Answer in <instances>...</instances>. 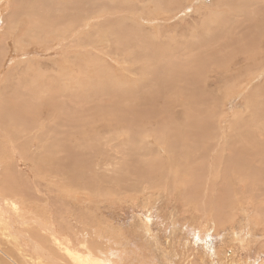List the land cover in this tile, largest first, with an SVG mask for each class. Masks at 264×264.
I'll return each instance as SVG.
<instances>
[{
  "label": "rangeland",
  "instance_id": "rangeland-1",
  "mask_svg": "<svg viewBox=\"0 0 264 264\" xmlns=\"http://www.w3.org/2000/svg\"><path fill=\"white\" fill-rule=\"evenodd\" d=\"M243 1L0 0V107L3 114L20 107L36 115L32 138L24 133L13 141L47 160L46 171L33 172L0 133V188L10 181L3 176L19 173L14 187L24 195L38 190L33 203L19 202L21 220L25 209L73 250L89 242L114 264H264V193L257 202L250 194L240 202L229 196L228 187L251 190L237 180L231 185L227 169L215 184L202 180L217 157L227 167L248 159L251 178L264 172L243 152L264 151V6L242 18ZM181 126L179 140L173 133ZM189 144L207 155L191 150L184 157ZM204 194L217 201L209 211L199 201ZM7 216L3 211L6 223ZM6 235L0 240L14 245Z\"/></svg>",
  "mask_w": 264,
  "mask_h": 264
},
{
  "label": "bare ground",
  "instance_id": "bare-ground-1",
  "mask_svg": "<svg viewBox=\"0 0 264 264\" xmlns=\"http://www.w3.org/2000/svg\"><path fill=\"white\" fill-rule=\"evenodd\" d=\"M3 1V0H2ZM127 1V0H126ZM129 1V0H128ZM184 1V0H183ZM247 2H248V0H244L243 2H242V5L240 6L241 8H240V10L238 11L239 12V14L237 15V16H239V17H241L242 15H243V17L242 18H245V12H246V10L247 9H251V11L252 10H254V8L255 9H262L263 8V6H264V0H251V5L250 4H247ZM135 3H137V2H135ZM141 3V2H140ZM5 4V3H4ZM109 4H111V3H109ZM132 5H133V3H131ZM144 4V3H143ZM10 5V4H9ZM127 5V4H126ZM245 5H247V7L245 8ZM128 6V5H127ZM163 6V5H162ZM254 6V7H253ZM20 7V9H21V6H19ZM27 7V6H26ZM50 8H51V6H49ZM161 7V6H160ZM175 7V6H174ZM53 8V7H52ZM131 8V7H130ZM27 9V8H26ZM124 9V8H123ZM177 8H175V10H176ZM125 10V9H124ZM142 10V9H141ZM187 10V9H186ZM1 11V10H0ZM19 11V10H18ZM33 11V10H32ZM71 11V10H70ZM140 11V10H139ZM250 11V10H249ZM10 12V11H9ZM24 12H25V10H24ZM23 12V13H24ZM38 12V11H37ZM36 12V13H37ZM27 13V12H26ZM137 13V12H136ZM138 14H140V13H138ZM144 14V13H143ZM19 15V14H18ZM43 15V14H42ZM133 15V14H132ZM135 15V14H134ZM42 17V16H41ZM141 17V16H140ZM48 18V17H47ZM149 18V17H148ZM248 18V17H247ZM8 19V18H7ZM62 19V18H61ZM39 20V19H38ZM77 20V19H76ZM118 20V19H117ZM128 20V19H127ZM9 21V20H8ZM37 21V20H36ZM40 21V20H39ZM61 21V20H60ZM262 21L263 20H261V21H259V22H256V23H253V24H255L256 26H262ZM11 22V21H10ZM34 22V21H33ZM120 22V21H119ZM253 22V21H252ZM115 23V22H114ZM127 23V22H126ZM35 24V23H34ZM129 24V23H128ZM137 24V23H136ZM13 25V24H12ZM64 25V24H63ZM118 25V24H117ZM135 25V24H134ZM17 27V26H16ZM30 27V26H29ZM90 28V27H89ZM122 28V27H121ZM129 28V27H128ZM131 28V27H130ZM118 29H119V27H118ZM132 29L133 28H131L130 30L132 31ZM139 29V28H138ZM140 29H141V27H140ZM14 30V29H13ZM49 30V29H48ZM20 31V30H19ZM87 31V30H86ZM122 31V30H121ZM129 31V30H128ZM15 32V31H14ZM75 32V31H74ZM118 32V31H117ZM74 34V33H73ZM117 34V33H116ZM262 35L261 36H264L263 35V33H261ZM7 35V34H6ZM19 35V34H18ZM17 35V36H18ZM133 35V34H132ZM102 36V35H101ZM115 36V35H114ZM7 37V36H6ZM103 38V37H102ZM108 38V37H107ZM118 38V37H117ZM135 38V37H134ZM8 39H10V38H8ZM12 39V38H11ZM55 39V38H54ZM127 39V38H126ZM261 39H263V38H261ZM15 40V39H14ZM17 40V39H16ZM68 40V39H67ZM128 40H129V38H128ZM130 40H133V39H130ZM102 41V40H101ZM105 41V40H104ZM107 41V40H106ZM108 41H109V39H108ZM144 41V40H143ZM16 42V41H15ZM60 42V41H59ZM120 42V41H119ZM135 42V41H134ZM197 42H199V41H197ZM22 43H23V41H22ZM192 43V42H191ZM261 43V42H260ZM104 44V43H103ZM124 44V43H123ZM251 44V43H250ZM67 45V44H66ZM124 46H125V44H124ZM127 46H128V44H127ZM136 46V45H135ZM137 48H138V46H136ZM163 47V46H162ZM87 48V47H86ZM126 48V47H125ZM246 48V47H245ZM252 48V47H251ZM73 49V48H72ZM91 49H93V48H91ZM94 50H96V49H94ZM102 50V49H101ZM140 50H142V49H140ZM159 50V49H158ZM80 51V50H79ZM87 51V50H86ZM121 51V50H120ZM137 51V50H136ZM143 51H145L146 52V50H143ZM161 51V50H160ZM82 52V51H81ZM133 52H134V50H133ZM162 52V51H161ZM77 53H79V52H77ZM139 53V52H138ZM144 53V52H143ZM147 53V52H146ZM149 53H150V50H149ZM108 54V53H107ZM135 55H136V53H134ZM151 54V53H150ZM149 54V55H150ZM148 55V56H149ZM151 55H153V54H151ZM168 55V54H167ZM183 55V54H182ZM134 56V55H133ZM157 56V55H156ZM161 56V55H160ZM163 56V55H162ZM176 56V55H175ZM153 56H149V59L148 60H150L151 58H152ZM155 57V56H154ZM153 57V59L155 60L156 58H154ZM114 58V57H113ZM141 58H142V56H141ZM145 58V57H144ZM168 57H166V58H164V59H167ZM196 58V57H195ZM161 59V58H160ZM163 59V60H164ZM169 60V58L167 59V62H169L168 61ZM175 60H176V57H175ZM146 62V61H145ZM150 62V61H149ZM155 62V61H154ZM164 62H166V61H164ZM163 62V63H164ZM166 62V63H167ZM151 63V62H150ZM161 63H162V60H161ZM161 65H164V64H161ZM147 66V65H146ZM145 66V67H146ZM148 66H150V65H148ZM147 66V67H148ZM153 67V66H152ZM152 67H151V69H152ZM163 67H165V65L163 66ZM149 68V67H148ZM175 68V67H174ZM157 69H158V66H157ZM165 69H166V67H165ZM164 69V70H165ZM172 69H173V67H172ZM153 70V69H152ZM167 70V69H166ZM169 70V69H168ZM229 70V69H228ZM196 72H197V70H196ZM215 72V71H214ZM207 73V72H206ZM153 74V73H152ZM257 75V74H256ZM153 78H157V77H153ZM182 78V77H181ZM197 78V77H196ZM152 79V78H151ZM158 80V79H157ZM151 83V82H150ZM154 83H155V81H154ZM170 84V83H169ZM151 86V85H150ZM151 88V87H150ZM155 88H156V86H155ZM154 88V89H155ZM170 88V87H169ZM44 89V88H43ZM27 90V89H26ZM152 90V89H151ZM156 90V89H155ZM155 90H152V91H155ZM27 93V92H26ZM31 94V93H30ZM6 95V94H5ZM34 97V95H29V98H33ZM178 96V95H177ZM18 98L20 97L19 95L17 96ZM28 98V99H29ZM197 99H198V97H197ZM4 100H6L5 98H4ZM3 100V101H4ZM2 101V100H1ZM3 101H2V103H3ZM29 101H32V100H28V102ZM33 101H35V99L33 100ZM144 101V100H143ZM8 102H10V101H8ZM7 102V103H8ZM16 102V101H15ZM26 102V101H25ZM24 102V103H25ZM36 103V102H35ZM1 104V103H0ZM9 104V103H8ZM30 104H32V102H30ZM55 104V103H54ZM6 105V104H5ZM19 105V104H18ZM18 105H14V106H12L13 108H15L16 106H18ZM78 105V104H77ZM4 107H6V106H4ZM4 107H3V105L0 107V122L2 121V120H4L5 121V123L3 124V125H1L0 124V129H1V132L0 133H2V136H3V138L4 139H7L8 140V142H11V147H10V150L11 151H13V153L14 154H16V155H19V158L20 159H23V160H25V161H28V162H30L31 164H32V171L34 172V170H43V171H46V168H47V160H45L44 162L43 161H39V160H37L35 157H33L32 155H31V152L30 151H25V145H24V147H22V144H21V140L18 142V143H15L13 140L16 138L17 139V137H20V136H22V134H27L28 136H29V138H32V136H33V134H32V132H33V128H35L34 126V121L36 120L35 118H36V115H34L33 114V112L32 111H27V110H24L22 113H20L21 112V108L20 107H18V108H16V109H14V111H16V112H14L16 115H11L10 113H5V114H3L4 112L2 111V110H5L4 109ZM33 109V108H32ZM35 109V108H34ZM13 110V109H12ZM191 110V109H190ZM2 111V112H1ZM8 111V110H7ZM12 112V111H11ZM35 112H37L36 110H35ZM208 113V112H207ZM147 122V121H146ZM56 123V122H55ZM45 124V123H44ZM57 124V123H56ZM167 125V124H166ZM202 125H203V123H202ZM8 126H11L10 127V129L9 130H7V127ZM42 126V125H41ZM53 126V125H52ZM55 126V125H54ZM3 127H4V129H3ZM43 127V126H42ZM44 128V127H43ZM55 129V128H54ZM167 129V128H166ZM181 129H182V126L181 127H178V128H175L174 129V133L173 134H175L176 136H178V139L179 140H181V138H179V133L181 132ZM204 129V128H203ZM202 129V127H201V130H203ZM5 130V131H4ZM45 130V129H44ZM43 132V131H42ZM40 133V132H39ZM56 133V132H55ZM141 133V132H140ZM45 135H48V134H46L45 133ZM45 135H43V136H45ZM50 135V134H49ZM48 135V136H49ZM142 136V135H141ZM52 137V136H51ZM49 138V139H52V138ZM15 139V140H16ZM48 139V140H49ZM55 139V138H54ZM195 139V138H194ZM18 140V139H17ZM186 140V139H185ZM184 140V141H185ZM190 140V139H189ZM31 141H32V139H31ZM51 141V140H50ZM50 141L48 142L47 141V143H49L50 144ZM191 141H193V142H195L196 143V141H194L193 139L191 140ZM4 142V141H3ZM53 142V141H52ZM57 142V141H56ZM34 143V142H33ZM38 143H40V141L38 140ZM191 143V142H190ZM194 143V144H195ZM252 143V142H251ZM15 144H19V148H18V146L16 147V146H14ZM45 144V143H44ZM172 144V143H171ZM181 144V143H180ZM179 144V145H180ZM253 144H254V142H253ZM33 145V144H32ZM173 145H175L174 143H173ZM189 145H191V148H190V146L188 147V149L187 150H183L184 148H182V150L186 153V155L184 156V157H189L190 156V153H191V150L193 151H196V152H198L199 150L200 151H202V150H204V155H207V150H205V148L203 147V146H199L198 148L196 147V146H194V147H192V144H189ZM27 146V145H26ZM261 146V145H260ZM259 146V147H260ZM2 147L4 148L5 146H3L2 145ZM47 147H49V146H47L46 145V148ZM257 147V146H256ZM171 148V147H170ZM169 148V149H170ZM174 148V147H173ZM173 148H171L173 151H174V149ZM203 148V149H202ZM7 149V148H6ZM168 148H167V150H169ZM181 150V151H182ZM19 151V152H18ZM46 151L48 152V149H46ZM218 151V148H216V152ZM246 151H248L249 152V154L251 155V157L249 158V160H252V162L253 163H257L260 167L261 166H264V160L262 159L263 157H264V151H262L261 150V147H260V149H257V152H259V151H262L260 154L258 153V155L259 156H257V155H255V154H253V152H254V150H249V149H245V150H243V152H246ZM18 152V153H17ZM30 152V153H29ZM172 151L170 150V153H171ZM12 153V154H13ZM28 153H29V156H28V158H27V155H28ZM206 153V154H205ZM47 154V153H46ZM192 154V153H191ZM172 155V153L169 155V156H171ZM194 155H197V154H194ZM193 155V156H194ZM198 156V155H197ZM11 157H12V155H11ZM18 157V156H17ZM45 157V156H44ZM192 157V156H191ZM225 158V157H224ZM224 158H220V157H217L215 160H214V162L213 161H209V172H206V174L204 175V176H202V180H204L203 181V183L206 185L207 183L208 184H211V183H209L210 181H212V183L214 182V181H216V180H218V177H219V175L221 174V177L223 178V176L222 175H224L225 173H224V171L227 169V174L229 175L228 176V182L229 181H231V182H229L231 185L233 184V185H235L234 184V181L235 180H237L239 183H240V185L243 187V188H245V189H250L251 191H245V192H242V193H237V191H234L235 190V188H234V190L232 189V190H230V187H228L229 189H228V191H230V194H229V196H234V199H237L238 197H244V196H246V195H248V194H250V196H252V200H254L255 202H257V198H258V192H263L264 193V172H263V176H261V175H259V173H255L257 176L255 177V178H251V174L249 173V172H251L250 170H248L247 169V167L244 165V163L248 160V159H246V161H245V159H242V161H241V165H237V166H233L232 164H230L229 166L230 167H227V165H225V162L223 161L224 160ZM263 160V162H260V161H257V160ZM14 160V159H13ZM21 161V160H20ZM5 162V161H4ZM29 163V164H30ZM13 165H15V161L13 162ZM31 166V165H30ZM216 167H218V170H217V168ZM225 168V169H224ZM223 169V170H222ZM42 171V172H43ZM198 170L196 169V170H194V171H192L191 169H189V172L191 173V174H194L193 172H197ZM208 171V170H207ZM223 171V172H222ZM262 172V171H261ZM223 173V174H222ZM16 174H17V171H16ZM226 174V175H227ZM19 177V178H18ZM4 180H10L11 181V186L12 187H9V183H10V181L9 182H5L4 183V188H2V191H0V235H1V237L2 236H5L6 234V236L7 237H10V234L12 235V236H14L15 237V244L14 245H10V243H9V241H6V242H4V241H2V240H0V264H114L113 262H111V261H109L106 257H104V256H100V255H102V254H100L99 252V254L100 255H98L96 252H94V250H92V247L90 248V246H88L90 243L89 242H87L86 244H84V241L82 242V243H80V241L78 242V243H80L81 245H84V246H81V248L83 249L82 251H76V250H73L72 248H70V246H68L69 245V243H65L64 242V240L63 239H59L58 237H57V235H55V234H53V233H51L49 230H52V228H51V226H45L47 223H45V222H43V221H40V220H37V218L36 217H33V216H29V212H27L25 209H23V214L26 216V221H24V220H21V216H19V214H21L20 212H21V208L19 207V202H21V204H23V200L24 199H26L28 202H29V200H30V198H31V196H34L35 198L36 197H39L37 194H35L36 192H38V190H34L33 192L34 193H30V194H27V195H24V192H22V191H20V189L19 188H16V187H14V182L16 183V181L18 182V181H21L20 180V178H21V174H17L16 175V178H14V177H12V178H8L7 176H3L2 177ZM220 178V177H219ZM225 179H227V176H226V178ZM230 179V180H229ZM220 180H221V178H220ZM219 180V181H220ZM194 183H199V181H193ZM202 182V181H201ZM221 182V181H220ZM227 182V183H228ZM7 183V184H6ZM13 183V184H12ZM20 183V182H19ZM218 183V182H217ZM223 184H224V182H222ZM228 183V184H229ZM17 184V183H16ZM200 184V183H199ZM213 184H215V183H213ZM229 184V185H230ZM19 185H21V184H19ZM24 185V184H23ZM28 185H30V184H28ZM34 185V184H33ZM221 185V184H220ZM225 185V184H224ZM25 186V185H24ZM209 186H211V185H209ZM217 186V185H216ZM219 186V185H218ZM217 186V187H218ZM222 186V185H221ZM227 185H225V187H226ZM27 187H29V186H27ZM30 187H31V185H30ZM206 187V186H205ZM224 187V186H223ZM223 187L221 188L222 190H223ZM231 187H233V186H231ZM0 188V189H1ZM10 188H13V189H15L16 191L18 190V191H20L19 193H14V192H12L11 190H10ZM35 188V187H34ZM36 188H37V186H36ZM216 188V187H215ZM24 189V188H23ZM210 189V188H209ZM220 189V190H221ZM26 190V189H25ZM215 190V189H214ZM217 191H218V189H216ZM221 190V191H222ZM226 190V189H225ZM263 190V191H262ZM15 191V192H16ZM212 191V190H211ZM227 191V192H228ZM207 192H208V194H209V192L210 191H208L207 190ZM220 192V191H219ZM26 193V192H25ZM205 193V192H204ZM33 194V195H32ZM47 194V193H46ZM156 194V193H155ZM162 194H163V192H162ZM211 194V193H210ZM212 194H215V192L213 193V191H212ZM140 195V194H139ZM151 195V194H150ZM178 195V194H177ZM41 196H43V194L41 195ZM143 196V195H142ZM249 196V195H248ZM215 196H213V198H214ZM223 197V196H222ZM224 197H225V195H224ZM235 197H237V198H235ZM247 197V196H246ZM42 198V197H41ZM151 198H152V196H151ZM188 198V197H187ZM186 198V200H188ZM226 198V197H225ZM229 198V197H228ZM154 199V198H153ZM217 199H220V198H218V196H217ZM230 199H233V197H231ZM233 199V200H234ZM239 199V198H238ZM241 199V198H240ZM239 199V202L241 201ZM259 199V198H258ZM44 200V199H43ZM160 200V202H161V199H159ZM228 199L226 198V200H224V201H227ZM246 200V199H245ZM247 200H248V198H247ZM260 200V199H259ZM30 201H32V203H33V201H34V199H31ZM157 201V200H156ZM184 201V200H183ZM199 201L201 202V204L204 206V207H208V211H209V209L211 208V207H213L216 203H217V201L215 202V200H210L208 197H207V194H204L201 198H199ZM238 201V200H237ZM249 201L251 202V200L249 199ZM262 202L264 201V200H261ZM47 202V201H46ZM142 202V201H141ZM159 202V201H158ZM157 202V203H158ZM187 202V201H186ZM261 202V203H262ZM144 203V202H143ZM149 203V202H148ZM153 203V202H152ZM189 203V202H188ZM187 203V204H188ZM225 203V202H224ZM238 202H236V204H237ZM264 203V202H263ZM20 204V205H21ZM25 204H26V202H25ZM29 204H30V202H29ZM39 204V203H38ZM55 204H57V203H55ZM151 204V203H150ZM159 204V203H158ZM193 204V203H192ZM219 204V203H218ZM226 204V203H225ZM235 204V205H236ZM144 205H146L145 203H144ZM229 205V204H228ZM240 205V204H239ZM244 205V204H243ZM143 206V205H142ZM192 206H194V205H192ZM231 206V205H230ZM246 206V205H245ZM259 206H260V203H259ZM27 209H30L28 206H25ZM56 208H58L57 206H55ZM188 207V206H187ZM203 207V208H204ZM216 207H217V205H216ZM216 207H214V208H216ZM225 207H229V206H225ZM235 207V206H234ZM244 207V206H243ZM55 208V209H56ZM233 208V207H232ZM245 208V207H244ZM260 208V207H259ZM52 209V208H51ZM50 209V210H51ZM148 209H150V208H148ZM152 209V208H151ZM192 209V208H191ZM212 209V208H211ZM235 209V208H234ZM247 209V208H246ZM147 210V209H146ZM157 210V209H156ZM205 210V209H204ZM213 210H215L216 211V209H213ZM218 210H221V207L220 206H218ZM225 209H223V211H224ZM245 210V209H244ZM259 209H257V211H258ZM261 211H260V216H264V207L262 208V209H260ZM3 211L5 212V213H8V216H7V223L2 219V213H3ZM53 211V210H52ZM55 211V210H54ZM58 211H62V210H58ZM193 211H194V213L196 212L194 209H193ZM199 211V210H198ZM31 212H32V209H31ZM146 212V211H145ZM192 212V211H191ZM231 212V211H230ZM241 212V211H240ZM199 212H197V214H198ZM205 213V212H204ZM211 213V212H210ZM215 213V212H214ZM243 213V212H242ZM254 213V212H253ZM259 213V212H258ZM57 214H58V212H57ZM60 214V213H59ZM62 214V213H61ZM245 214V213H244ZM243 214V215H244ZM248 214V213H247ZM226 215V214H225ZM233 215V214H232ZM258 215V214H257ZM4 216V215H3ZM147 216V215H146ZM194 216V215H193ZM197 216V215H196ZM199 216V215H198ZM202 216H203V214H202ZM207 216H208V214H207ZM223 216V215H222ZM230 217H231V215H229ZM46 217V216H45ZM48 217V216H47ZM211 217V216H210ZM221 217V216H220ZM243 217V216H242ZM247 217V216H246ZM258 217H259V215H258ZM25 218V217H24ZM24 218H22V219H24ZM49 218V217H48ZM62 218V217H61ZM66 218V217H65ZM141 218V217H140ZM217 218V217H216ZM222 218L223 217H221L220 218V220H222ZM236 218V217H235ZM234 218V219H235ZM243 218H245V217H243ZM253 218V217H252ZM146 219V218H145ZM230 219V218H229ZM148 220V219H147ZM177 220V219H176ZM197 220V219H196ZM204 220V219H203ZM205 220H206V218H205ZM204 220V221H205ZM209 220V219H208ZM220 220H219V223H220ZM88 221V220H87ZM91 221V220H90ZM144 221H146V220H144ZM178 221V220H177ZM224 221V220H223ZM258 221V220H257ZM256 221V222H257ZM262 221V220H261ZM64 222H67V221H64ZM149 222V221H148ZM198 222H199V220H198ZM209 222V221H208ZM207 222V223H208ZM252 222H254V221H252ZM263 222V221H262ZM61 223V222H60ZM223 223V222H222ZM30 224H32L31 226H30ZM142 224V223H141ZM175 224V223H174ZM174 224H172V228L174 227ZM197 224H199V223H197ZM211 224V223H210ZM236 224V223H235ZM234 224V225H235ZM261 224V223H260ZM54 225V224H53ZM64 225V224H63ZM146 225V224H145ZM176 225V224H175ZM203 225H205V224H202V227H203ZM228 225V224H227ZM236 225H238V224H236ZM258 225H259V223H258ZM263 225V224H262ZM111 226V225H110ZM224 226V225H223ZM98 227H100V225L98 226ZM170 227V226H169ZM204 227H206V226H204ZM212 227V226H211ZM220 227V226H219ZM225 227V226H224ZM171 228V229H172ZM226 228V227H225ZM241 227H239V229H240ZM92 229H94V228H92ZM99 229H101V228H99ZM149 229V228H148ZM175 229V228H174ZM202 229V228H201ZM206 229V228H205ZM221 228H219V230H220ZM230 229V228H229ZM245 229H247V228H245ZM252 229V228H251ZM103 229H101L100 230V232L102 231ZM225 229H223V231H224ZM249 230V229H248ZM98 231V230H97ZM96 231V232H97ZM149 231V230H148ZM178 231H179V227H178ZM203 231V230H202ZM201 231V232H202ZM206 231V230H205ZM229 231V230H228ZM250 231V230H249ZM249 231H247V232H249ZM41 232H45V234H46V232H49V237L48 238H46V236L45 235H41ZM92 232V231H91ZM99 232V231H98ZM234 232V231H233ZM255 232V231H254ZM10 233V234H9ZM94 233V232H93ZM101 233H103V231L101 232ZM203 233V232H202ZM223 233V232H222ZM227 233V232H226ZM97 234V233H96ZM99 234V233H98ZM100 235V234H99ZM103 235V234H102ZM102 235L101 236H99V238L100 237H102ZM227 235V234H226ZM256 235H258V234H256ZM262 235H263V237H264V231L262 232ZM193 236V235H192ZM229 236V235H228ZM231 236V235H230ZM229 236V237H230ZM242 236L243 235H241V238H242ZM260 236V235H259ZM96 237H98V236H96ZM245 237H246V235H245ZM252 237V236H251ZM65 238H67V237H65ZM93 238V237H92ZM102 238H104V237H102ZM233 238V237H232ZM256 238V237H255ZM85 239V238H84ZM83 239V240H84ZM101 239V238H100ZM68 240V239H67ZM82 240V239H81ZM85 240H87V239H85ZM95 240V239H94ZM93 240V241H94ZM104 240H105V238H104ZM106 240H107V238H106ZM235 240V239H234ZM244 240V239H243ZM88 241V240H87ZM97 241V240H96ZM154 241V240H153ZM187 241V240H186ZM185 240H184V242H186ZM190 241H191V239H190ZM189 241V242H190ZM194 241V240H193ZM226 241V240H225ZM257 241V240H256ZM12 242V241H11ZM68 242H70V241H68ZM73 242V241H72ZM76 242V241H75ZM95 242V241H94ZM109 242V241H108ZM192 242V241H191ZM190 242V243H191ZM13 243V242H12ZM156 243V242H155ZM196 243V242H195ZM249 243H250V240H249ZM122 244V243H121ZM193 244V243H192ZM251 244V243H250ZM255 244V243H254ZM22 245H27L29 248H30V246H31V248L32 249H30L31 251H26L24 248H23V246ZM107 245H109L110 246V244L108 243ZM51 246H53V247H51ZM73 246V245H72ZM74 246H76V244L74 245ZM94 246H96V245H94ZM98 246V245H97ZM96 246V247H97ZM114 246V245H113ZM95 247V248H96ZM100 247V246H99ZM241 247H243V246H241ZM257 247V246H256ZM260 247V246H259ZM189 248V247H188ZM188 248H186V249H188ZM246 248V247H245ZM250 248V247H249ZM98 249V248H97ZM122 249V248H121ZM252 249V248H251ZM125 250V249H124ZM261 250V249H260ZM96 251V250H95ZM191 251H192V249H191ZM126 252V251H125ZM105 254V253H104ZM163 254V253H162ZM183 254V253H182ZM181 254V255H182ZM175 255H176V253H175ZM180 255V256H181ZM192 255V254H191ZM261 255V254H260ZM148 256V255H147ZM177 256H179V254H177ZM194 256V255H193ZM264 256V255H263ZM141 257V256H140ZM155 257V256H154ZM154 257H150V258H148V259H151V258H153L154 259ZM169 257V256H168ZM168 257H166V258H168ZM176 257V256H175ZM182 257H184V256H182ZM143 258V257H142ZM165 258V259H166ZM174 258V257H173ZM191 258V257H190ZM118 259V258H117ZM140 260H141V258H139ZM147 259V260H148ZM157 259V258H156ZM170 259H172V258H170ZM183 259V258H182ZM143 260H145V258L143 259ZM159 259H157V261H158ZM189 259H187V261H188ZM205 260V259H204ZM44 261H45V263H44ZM125 261V260H124ZM146 261V260H145ZM151 261V260H150ZM149 261V262H150ZM167 261V260H166ZM169 261V260H168ZM129 262H131V261H129ZM146 262H148V261H146ZM148 262V263H149ZM153 262H154V260H153ZM186 262V261H185ZM190 262V261H189ZM140 263V262H139ZM142 264L144 263V261L143 262H141ZM152 263V262H151ZM166 263V262H165ZM164 263V264H165ZM188 263V262H187ZM130 264V263H129ZM132 264V263H131ZM144 264H147V263H144ZM152 264H154V263H152ZM173 264H175V262L173 263ZM182 264V263H181ZM220 264V263H219ZM232 264V263H231Z\"/></svg>",
  "mask_w": 264,
  "mask_h": 264
}]
</instances>
